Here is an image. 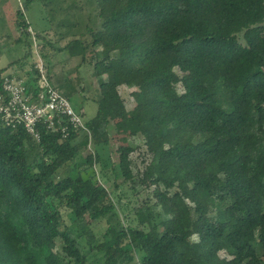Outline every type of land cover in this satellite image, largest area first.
<instances>
[{
  "label": "trees",
  "instance_id": "obj_1",
  "mask_svg": "<svg viewBox=\"0 0 264 264\" xmlns=\"http://www.w3.org/2000/svg\"><path fill=\"white\" fill-rule=\"evenodd\" d=\"M72 2L43 0L62 25ZM86 2L67 46L94 65L99 109L84 120L90 133L67 136L0 121V264H264V0ZM29 75L35 91V63ZM103 102L142 136L144 168L131 158L142 146L118 144L116 163L103 156ZM110 172L148 191L145 220L126 211Z\"/></svg>",
  "mask_w": 264,
  "mask_h": 264
},
{
  "label": "rangeland",
  "instance_id": "obj_2",
  "mask_svg": "<svg viewBox=\"0 0 264 264\" xmlns=\"http://www.w3.org/2000/svg\"><path fill=\"white\" fill-rule=\"evenodd\" d=\"M25 2L26 0H0V69H4V74L12 73L15 77L27 80L32 65L35 63V67L38 69L42 62L52 85L71 101L76 110L82 104L84 120L93 118L100 105L98 102L100 94L97 91L99 80L95 76L96 69L89 60L81 64V55L74 56L72 47L67 46L69 38L72 37L71 32H74L70 23L78 19L85 25L88 20V3L86 0H70L74 3L71 5L70 20L66 23L68 25H62L65 24V21H61L60 15L56 14L53 17L48 10L50 8L45 6L43 0H33L28 3L26 8ZM20 10L29 23L28 30L20 29L17 25V13ZM37 33L42 37L38 38ZM66 79L67 81H65ZM73 85L78 90L76 95L70 88ZM181 90L182 88L179 86L177 92H181ZM119 92L125 100L126 107L129 110L132 109L135 103L131 96V89L122 85L119 87ZM217 99L221 105L224 103L222 97H217ZM101 105L103 112L111 120L109 131L112 136L109 147L103 149L102 154L104 157L109 154L111 162L116 163L115 148L118 144L130 143L134 146H142L143 138L133 132L128 122L121 121L116 117L110 103L103 102ZM144 149L142 146L131 154V158L137 163L139 169L144 168L147 164V162L144 163L145 158H148ZM100 168V165L96 166L98 170L96 172H99ZM109 174L111 181L116 180L118 184L114 194L122 196L126 211L130 212L135 219L139 217L144 219L140 206L146 200L148 191L141 186L132 190L129 184L124 181L121 173L116 179L111 172ZM98 178L100 182L104 181L103 177ZM97 228L104 229V224L99 222Z\"/></svg>",
  "mask_w": 264,
  "mask_h": 264
},
{
  "label": "built area",
  "instance_id": "obj_3",
  "mask_svg": "<svg viewBox=\"0 0 264 264\" xmlns=\"http://www.w3.org/2000/svg\"><path fill=\"white\" fill-rule=\"evenodd\" d=\"M38 71L35 91L31 90L33 87L29 90L23 78L4 76L0 82V121L8 126L23 125L35 139L39 138L41 123L48 124L53 131L60 129L65 136L70 129L90 133L82 114L52 85L42 62Z\"/></svg>",
  "mask_w": 264,
  "mask_h": 264
}]
</instances>
